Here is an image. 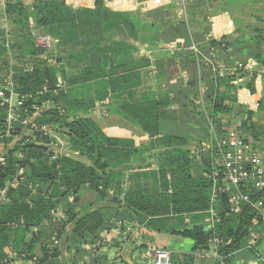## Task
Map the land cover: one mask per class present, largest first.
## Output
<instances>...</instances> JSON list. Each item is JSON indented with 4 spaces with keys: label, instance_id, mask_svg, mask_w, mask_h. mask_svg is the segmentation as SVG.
<instances>
[{
    "label": "trees",
    "instance_id": "16d2710c",
    "mask_svg": "<svg viewBox=\"0 0 264 264\" xmlns=\"http://www.w3.org/2000/svg\"><path fill=\"white\" fill-rule=\"evenodd\" d=\"M25 1L10 0L4 5L6 23L10 21L14 27L13 35L16 32L17 36L6 47L7 38L0 27V58L6 56L8 49L13 57V65L7 67L9 74L5 79L10 78L13 92L19 99L24 97L20 108L22 113L30 116L42 102L50 103L51 108L35 117L32 124L39 128L59 125L66 129L70 149L84 156L87 163L47 151L43 146L49 144L50 139L46 136L37 137L36 140L44 145L23 138L2 157L0 192L6 189V200L0 203V261L8 255L5 251L11 244L13 252L19 256L25 255L26 260H33L36 256L33 251L38 246L41 255L34 258L36 263L59 264L61 249H69L70 245L74 247L76 244L99 243L100 232L107 227L110 219L122 217L159 233L190 239L193 242L191 251L171 254L172 264H194L193 254L207 250L213 238L222 240L215 248L223 258V264L232 261L241 251L253 253L246 245L253 230L257 232L259 245L264 243V222L261 217L247 206H242L237 214L230 213L227 195L215 189L214 169L221 170L215 163L216 142L210 146L213 157L201 155L197 159L196 155L183 148L186 142L182 139L174 141L175 146L157 154V170L148 174L151 177L147 178L149 182L123 191V170L133 169L130 163L138 151L130 141L107 137L89 116L96 102L113 96L120 101V110L114 113L136 123L149 138L157 136L165 109L162 102L150 94L136 98V91L141 86L139 69L147 67L149 61L148 57H144V52L137 50L129 40L145 44L150 50H159L163 43L181 40L180 49L171 55L177 58L184 56L194 68V55L186 49L192 42H196L197 49L205 56L212 49L220 56L227 55V43L202 39L210 27L204 17L205 8L198 2L211 3L214 0L187 1L186 22L177 20L173 4L142 14L114 12L105 6V0H96L93 9L76 10L66 5L65 0H34L30 5H26ZM219 1L216 11H221L220 8L224 6L221 3L225 4L226 1V7L235 6L232 0ZM29 23L41 29L40 33L50 34L56 40L49 50L54 49L58 57L55 67H49L48 59L40 57L41 52L48 51L35 47L31 35L33 29ZM259 34L264 35V30ZM262 41L264 39L260 36L253 39L255 63L259 67L264 66V54L260 50V46H264ZM236 46L248 50L251 45L245 41L236 43ZM226 57L223 61L227 64L235 62ZM34 60L41 65L33 66ZM202 62L203 65L199 61L200 67L206 70ZM204 75L203 82L208 88V119L214 122L215 135L222 137L227 129L239 121L237 131L247 143L254 128L252 119L261 115L264 122V94L257 110L252 111L237 103L236 78L220 79L210 70H206ZM58 76L66 88L55 94ZM5 79H0V89L4 88ZM194 81L187 86H196L197 82ZM90 83L95 87L94 93L88 90L83 92L86 95L73 94L71 88L74 85L81 84L86 88ZM244 85L253 91L252 78ZM43 87H47L48 91L40 95ZM7 110V106H1L0 102V135L5 133ZM200 116L203 118L202 114ZM18 134V131L13 132V135ZM251 137L254 141L264 140V129ZM218 181L217 187H222L221 173ZM13 182H16L15 187L8 186ZM83 187L95 195L96 202L78 211L76 206ZM241 191L252 200H261L264 204V189L258 191L247 183L241 187ZM214 193L216 200L213 208L218 222L214 227L204 228L202 221L211 207ZM69 197L73 198L72 202L68 201ZM62 202L65 219L57 223L56 229L52 226L54 230L50 228L51 231L47 232L44 224L51 222V211L56 210ZM33 228H37V231L33 232ZM53 231H57L59 240L56 247L46 240ZM85 254V250L76 249L75 255L83 257ZM81 264H105V259L101 258L99 263L94 258L88 263L82 259ZM214 264L219 263L215 260Z\"/></svg>",
    "mask_w": 264,
    "mask_h": 264
},
{
    "label": "crops",
    "instance_id": "0c3cea01",
    "mask_svg": "<svg viewBox=\"0 0 264 264\" xmlns=\"http://www.w3.org/2000/svg\"><path fill=\"white\" fill-rule=\"evenodd\" d=\"M28 1L30 2V0ZM95 1L96 0H83L81 7H69L73 10L93 9ZM108 1H112L111 5L105 4V6L114 12H140L142 14L173 4L177 20L188 21L186 13L187 1L190 0H186L184 4H181L179 1L168 2L169 0ZM26 2L27 1L24 3L28 5ZM234 2L235 6L232 10L228 9L229 7L220 8L221 11H215L217 12L215 15L209 16L210 19L208 21L210 30L202 36V39L204 38L206 41L214 39L227 43V55L223 54L220 56L214 52L215 49H212L207 52L206 56H194L195 68L184 56L177 58L171 55V52L167 50V44L170 42L161 44L159 50H150L145 44L140 45L137 42L129 40L132 46H135L141 53L144 52V57H148L147 59L149 61L147 67L139 69L141 86L136 91V98L140 99L145 94L152 95L155 99L162 102L163 109H165V116L159 121V134L153 138H149L136 123L127 121L113 112L115 110H120V101L113 96H108L105 100L96 102L95 107L90 111V118L98 124L107 137L130 141L138 151V153L132 157L130 163L133 169L123 170L121 179V189L123 191L149 182L148 179L151 177L148 174L157 170V154L167 147L175 146L174 141L182 139L186 142L183 148L188 149L191 153L196 155L197 159H199L201 155L213 157L210 146L215 142L217 144V141L223 138L213 135L210 129V125H214V122L208 119L209 110L206 107V93L208 88L207 84L203 82V75L206 70H210L215 77L220 79L226 77L236 78L234 86L236 88L235 96L238 105H241L243 108L247 107V109L252 111L257 110L258 103L264 94V87L253 80V91H251L244 85V82L250 80L248 76H233L229 74L228 71L220 76V71L216 69V66L230 69L237 61L256 62L254 58L256 51L253 48L255 42H253V39L258 36L264 39V35L259 34L264 30V0H234ZM65 3L68 5L67 0H65ZM200 3L201 2H198V5H200ZM8 24H10V21ZM193 30L194 29H192L190 33H192ZM176 41L178 42V51L180 49L179 44L182 43V41ZM245 41L251 45L248 50H243L241 47L236 46V43L242 44ZM186 49L188 50V47ZM260 50L261 53L264 54V46H260ZM226 56L234 59L235 62L233 64H227L223 61L227 59ZM199 61L202 65V61H204V66L207 67L206 70L200 67ZM193 79L197 82L196 86L193 88L188 87V83L192 82ZM71 90L73 94L77 96L83 94V92H88V90L92 94L95 91V87L93 83L88 84L86 88L85 85L78 84L74 85ZM167 102L168 105H165ZM249 105L252 109H250ZM201 114L203 118H201ZM35 117L37 116L30 117L32 120L29 124L32 126H34L32 122ZM217 117L219 118V116ZM226 118L227 117H225L224 121H226ZM170 125L174 127L168 133L163 128ZM223 126L226 127L227 125L223 124ZM66 139V145L61 148L60 152L53 151L54 154L71 157L87 163L84 156L70 149L69 139ZM252 143L255 149L264 152V140L252 141ZM202 152L205 153L203 154ZM3 156L4 154L0 155V157ZM119 169H122V167H119ZM8 186L15 187L16 182ZM111 193L112 192H110V194ZM5 194L6 189L0 192V203L6 200ZM72 199V197H69L68 201L72 202ZM79 199L76 206V210L78 211L86 208L87 205L92 204V202H96L95 195L87 187L81 189L79 192ZM62 206L63 202L60 203L56 210L51 211V222H45L44 224L47 232H50L51 229L54 230L52 226L56 229L57 223L65 219ZM208 217L209 211L202 221L203 224ZM185 222L187 223L188 219ZM50 224L51 226H49ZM107 224V227L100 232L99 243L76 244L74 247L70 245L69 249H67V247L61 249V254L58 259L59 264H81L82 259L88 263L91 258L97 260L98 263L101 258H104L105 264L120 262L121 264H151V253L154 249H165L171 254L176 255L189 253L193 246V242L192 245H189L185 241L187 239L179 235H171L163 232L159 233L155 230L146 228L144 225H139L129 218H111L110 222ZM32 231H37V228H33ZM56 232L57 231H53L51 236L47 233L50 238H45L47 243L53 244L52 247L59 245ZM250 241L251 240L248 239L246 245L251 247L249 250H253V253L241 251L227 264H264V243L262 242L259 245V243L255 241L249 245ZM12 248L13 246L10 244L7 250H4L5 253L8 255L14 253L18 256L17 253L13 252ZM77 248L85 250L86 254L83 257H81V255H75ZM184 248H188L190 251H185ZM33 253L36 255L34 258L41 255L38 246L34 249ZM196 253L197 252L193 254L195 257L194 264L195 262L201 264L200 260L206 259H211L214 264L215 260L213 258L201 259ZM34 258L33 260L18 259L9 264H38L35 262Z\"/></svg>",
    "mask_w": 264,
    "mask_h": 264
},
{
    "label": "built area",
    "instance_id": "2783aa9c",
    "mask_svg": "<svg viewBox=\"0 0 264 264\" xmlns=\"http://www.w3.org/2000/svg\"><path fill=\"white\" fill-rule=\"evenodd\" d=\"M68 5L73 8L81 7L83 0H67ZM179 1L181 4H184L186 0H169ZM112 1L105 0L106 5H111ZM116 8V7H115ZM117 9V8H116ZM35 47L42 51H49L56 40L51 36L36 33L35 31L31 32ZM178 42H170L167 44V50L171 53L177 51ZM188 51L193 53L196 57H201L203 54L197 49L194 43L188 47ZM143 53V52H142ZM216 69L220 71L219 75L221 76L224 72H229L233 76H248L254 81L258 82L262 87H264V66H258L253 61H237L233 67L230 69L223 68L222 66H216ZM5 86L3 89H0V101L1 106H7L8 118L6 119V129L9 131L18 119L17 111L23 105L24 97H19L13 92L12 82L9 77L5 81ZM65 83L59 81L56 84V90L54 91L57 94L58 90L65 89ZM47 87H43L40 92V95L47 93ZM8 93V96L7 94ZM13 100V107L12 101ZM15 100V102H14ZM16 104V105H15ZM250 107V105H249ZM256 107V105H255ZM250 109H252L250 107ZM31 118H29L30 120ZM31 123V121H28ZM25 123V121H24ZM239 127V121L232 126V128L227 129L226 133L222 136L223 139L218 140L216 144V158L215 163L220 167L221 170L214 169L213 181L215 189L219 193H224L227 195L228 204L230 206V213H239L242 209V206L249 207L254 211L259 217H261L264 222V204L261 200H252L249 195L241 191V187L247 183H251L252 186L260 191L264 189V152L253 149L248 143H246L243 138L239 135L237 128ZM41 128H44L41 127ZM210 129L215 135V129L213 125H210ZM0 161H3V158L0 157ZM222 175V187H217L219 181V175ZM216 200V193L213 194V201H211V207L209 209V217L204 223V228L214 227V224L218 222V216L213 208L214 202ZM249 239L251 243H254L257 239V232H251ZM264 239V235H263ZM56 243V242H55ZM222 243L221 239L213 238L208 243V249L200 250L196 255L201 258H213L218 261L219 264H223V258L217 252L215 248L216 245ZM247 249H251L250 246ZM24 260L26 259L25 255H16L14 253L9 254L5 257L0 264H9L15 260ZM151 264H172L171 262V253L165 249H154L151 253L150 258Z\"/></svg>",
    "mask_w": 264,
    "mask_h": 264
},
{
    "label": "rangeland",
    "instance_id": "374dc122",
    "mask_svg": "<svg viewBox=\"0 0 264 264\" xmlns=\"http://www.w3.org/2000/svg\"><path fill=\"white\" fill-rule=\"evenodd\" d=\"M6 1H10V0H0V27L4 29V35H5V38H7L5 45H6V47H9V44L11 45V43L13 42V38H17V36L15 37L16 32L13 35V29H14L13 25L6 23L7 22L6 17L4 16V5H5ZM31 1L33 2L34 0H30V2ZM232 1H234V0H232ZM30 2L27 0L26 3L28 5H30L32 3V2L31 3ZM219 3H220L219 0L211 1V3L210 2L209 3L201 2L200 5H201V7L205 8V15H206L205 18L207 20H209L210 19L209 16H211L212 13L219 8V5H220ZM225 4H227V1L225 2ZM225 4L221 3V5H224L223 8L228 6ZM228 9L232 10L233 8L231 6ZM32 23H29V27L31 29H33V31H35L36 33H40L41 29L36 28L35 25ZM0 34H1V31H0ZM10 54H11L10 49H8L6 56H2L0 58V79H5V77L9 74L7 67H10V65H13V57H11ZM40 57L48 59L47 64L49 67H55V65L58 63V61H57L58 57H57L56 53L54 52V49L51 51H48L47 53L41 52ZM32 64H33V66L34 65L35 66L41 65L38 62V60H34ZM58 79H60L59 76L56 80L57 83L59 81H62V80H58ZM1 89H3V88H1ZM83 95H86V93H83ZM7 96H8V94H7ZM11 101H12L11 105L13 107V100H11ZM0 102H2V101H0ZM14 102H15V100H14ZM36 103H38V101H36ZM50 108H51V105L49 102H42L41 105L35 109L36 111L34 110L35 112L30 116L26 115V113H22L21 109H19L17 111L18 121L14 125H12V127L9 131H7V129L5 127L6 119L8 118V112H7L5 122H4L5 133L0 135L1 136L0 137V155L1 154L6 155L9 150H12L15 146L18 145L19 142H22L23 138H25V141L26 140H32L35 144L44 145V144H41L39 142H36L37 137L41 138L43 136H46L50 139V140H48L49 144L43 146V147H46L47 151L60 152L61 148L64 145H66V141H65V140H67L66 139L67 138V130L66 129L60 128L59 125L57 127H51V126L45 125L44 128H41L43 126H41L39 128V127L32 126L28 122V121L32 120V118L29 120V118L31 116H38L43 111H45L46 109H50ZM57 111H59V110H57ZM23 114L25 115V117H23ZM95 116H97V115H95ZM237 117H239V116H237ZM260 117H261V115H258L252 119V123L254 124V128L251 131L252 135H255V132H257V134H258V132L261 133L262 130L264 129V122L262 121V119ZM24 121H25V123H24ZM173 127H174L173 125H170L166 128L164 127L163 129L169 133ZM16 131H18L19 134L13 135V132H16ZM248 135H250V134H248ZM243 136H244V134H243ZM251 136H248L249 138L247 140L248 141L247 143L252 147L253 146L252 141H254V138H252ZM202 153L204 154L205 152H202ZM185 239H187V238H185ZM185 241L187 244L192 245V241L190 239H187ZM184 250L188 251V252L190 251L188 248H184ZM200 261H201V264H213L211 259L200 260ZM198 263L199 262H195V264H198Z\"/></svg>",
    "mask_w": 264,
    "mask_h": 264
}]
</instances>
